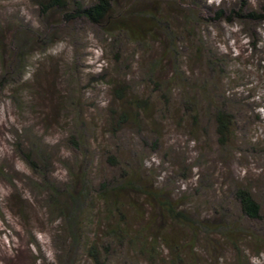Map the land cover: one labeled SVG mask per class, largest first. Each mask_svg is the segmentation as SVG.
I'll list each match as a JSON object with an SVG mask.
<instances>
[{"label": "rangeland", "instance_id": "rangeland-1", "mask_svg": "<svg viewBox=\"0 0 264 264\" xmlns=\"http://www.w3.org/2000/svg\"><path fill=\"white\" fill-rule=\"evenodd\" d=\"M35 1L0 0V264L58 263L66 235L62 219L48 208L49 193L42 178L63 185L69 181V169L77 166L80 160H88L94 167L90 177L93 184L98 185L103 177H113L120 172L106 162V153L149 157L145 160L146 165L155 168L154 176L160 184L175 188L181 195L184 192L191 209L199 202L200 208L194 213L201 216L213 213L207 212L203 202L209 200L217 204L222 199L230 210L240 215L229 194L230 180H251L255 196L262 201V220L242 219L247 237L237 250L223 241L214 240V245L207 248L203 243H197V264H264V244L261 242L264 240V0L170 2L173 8L168 15L176 19L175 28L179 32L187 26L186 6L190 4L197 17L187 40H183L185 31L179 33L183 38L179 42V51L185 56L180 61L182 69L187 70L190 65L195 74H200L201 65L195 58L197 47H204L206 53L222 55L229 101L234 103L236 113L248 125L244 132H239L240 142L233 150H220L213 124L203 119L198 121V130L193 132L198 135L190 136L188 131L192 127L188 122L183 128L175 125L182 115V101L176 89H172L168 105L172 116L167 119L166 113L157 116L160 140L156 153H148L133 128L125 127L116 134L110 133L109 128L108 132V110L116 107L115 103L109 106V81L114 79V73L126 78L134 88H142L145 84L138 72L132 73L138 70L126 67L128 61H133L134 46L123 43L120 48L114 37L107 36L103 26L84 18L67 22L60 14L45 16ZM80 1L89 4L94 0ZM241 8L244 9L241 13L253 10L261 19L237 16L236 11ZM191 21L195 19L191 17ZM15 28L27 29L33 38V41L28 39L27 66L22 73L18 60L10 61V46L5 39L9 32L17 30ZM157 44L158 41L149 43L148 55L161 58L163 55ZM41 46H46L45 52L40 51ZM141 49L138 51L143 55ZM117 50L122 53L120 62L113 60ZM189 55L190 64L186 59ZM2 63L9 66L2 68ZM167 72V68L161 69L157 76L163 78ZM202 128L206 129L203 134ZM75 133L84 141L79 151L66 140ZM34 135L48 145L51 165L44 177L34 173L21 156V149L26 150L24 146L22 148V142L26 144L27 139H35ZM251 145L258 153L253 152ZM185 167L188 178L184 180L177 174ZM44 168L40 166L41 172ZM169 177H173L174 185L167 180ZM93 219L95 225L85 228L84 235L93 237L100 233L102 221H96L95 216ZM102 240L110 241L103 235ZM112 244L110 251L103 254L106 264H149L145 256L126 246ZM72 258V264H92L80 251Z\"/></svg>", "mask_w": 264, "mask_h": 264}, {"label": "trees", "instance_id": "trees-1", "mask_svg": "<svg viewBox=\"0 0 264 264\" xmlns=\"http://www.w3.org/2000/svg\"><path fill=\"white\" fill-rule=\"evenodd\" d=\"M175 1L94 0L89 4L80 0L35 2L45 16L60 14L67 22L84 18L92 24L103 26L107 36L114 37L120 48L123 43L134 46L131 55L133 61H128L126 67L138 70L132 73L135 75L138 72L145 84L142 88H134L126 78L114 73V79L109 81V106L115 103L116 107H109L108 110V132L109 128L112 134L125 127L133 128L140 143L147 147L148 153L158 152L160 128L157 116L165 113L166 119L172 116L168 105L171 102L172 89H176L179 100L182 101V115L175 121V125L183 128L184 123L188 122L192 127L188 133L196 137L198 134L193 132L197 129L198 121L203 119L206 123L213 124L216 144L220 150H233L236 143L240 142L239 132L246 130L248 122L236 113L234 103L229 101L230 93L224 85L225 59L217 53H206V49L201 46L197 47L195 54L197 62L201 65L200 74H195L190 65L187 70L182 69L183 64L181 66L180 61L185 56L179 51V42L183 39L180 34L185 31L183 40H187L189 29L197 21V17H194L190 4L186 6L184 17L187 26L179 32L175 28L176 19L168 15L173 8V3L170 2ZM242 10L244 9L236 11L237 16L261 19L253 10L247 14L241 13ZM218 13L221 14L222 10L219 9ZM191 17L195 21L192 22ZM8 35L5 39L10 46V61L16 58L22 73L27 66L30 31L17 29ZM31 40L33 41V38H30ZM154 41H158L157 46L161 48V58H154L151 53L148 55L149 43ZM138 48H142L143 55H140ZM46 49V46H41L40 51L45 52ZM118 54V50L113 54L115 62L121 61L122 53ZM186 59L190 64L191 55ZM9 64L2 63L1 67H8ZM164 68H167L168 72L165 77L159 78L157 72ZM3 73L6 71L3 70ZM239 123L243 125L240 126ZM204 131L206 129H200L202 134ZM34 138L27 139L26 144L22 142L21 146L26 150L21 149V156L34 173L44 177V172H47L51 165L48 145L41 137L34 135ZM67 138L66 140L76 147V151L80 150V146H84L79 134H70ZM254 148L253 152H257ZM105 155L106 162L120 172L113 177H103L98 185L93 184L90 177L94 167L93 162L88 163V160H80L77 166L69 169V181L63 185L58 186L55 182L42 178L49 193L48 208L57 218L62 219L66 235L64 249H60L57 264H72L73 255L79 251L86 254L92 264H106L103 254L110 251L112 243H116L117 247L126 246L131 251L145 256L149 264H197V243H203L207 248L208 245H214V240L223 241L237 250L243 238L247 237L242 228V219L250 222L262 220V201L255 196L251 180H230L229 194L238 206L240 215L237 216L230 210L222 199L217 204L209 200L203 202L207 212L211 210L213 213L201 216L196 214L200 208L199 202H195L191 209L184 192L181 195L175 188L169 189L160 184L158 177L154 176L155 168L146 165L145 160L149 157H128L123 154L121 157L120 154L108 153ZM41 165L45 167L43 172ZM186 169L185 167L183 172L177 174L178 177L187 179ZM167 180L171 182L173 177ZM174 183L175 181L173 185ZM198 189L199 186L195 187V191ZM94 216L96 221H102L99 226L100 233L97 232L93 237L84 235L85 228L95 225ZM102 235L110 241L102 240ZM212 236H217L218 240ZM253 237L256 238L255 235ZM261 242L264 244L263 239Z\"/></svg>", "mask_w": 264, "mask_h": 264}]
</instances>
